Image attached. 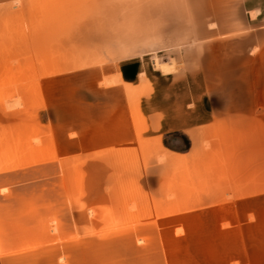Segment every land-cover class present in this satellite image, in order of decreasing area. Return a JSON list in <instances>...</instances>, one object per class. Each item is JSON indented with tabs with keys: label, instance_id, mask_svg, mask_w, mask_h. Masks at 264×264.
I'll return each instance as SVG.
<instances>
[{
	"label": "rangeland",
	"instance_id": "obj_1",
	"mask_svg": "<svg viewBox=\"0 0 264 264\" xmlns=\"http://www.w3.org/2000/svg\"><path fill=\"white\" fill-rule=\"evenodd\" d=\"M244 2L0 0L2 249L17 230L60 264H264V58ZM140 55L209 97L218 132L190 153L167 154L120 85Z\"/></svg>",
	"mask_w": 264,
	"mask_h": 264
},
{
	"label": "crops",
	"instance_id": "obj_2",
	"mask_svg": "<svg viewBox=\"0 0 264 264\" xmlns=\"http://www.w3.org/2000/svg\"><path fill=\"white\" fill-rule=\"evenodd\" d=\"M239 8L240 6H238ZM243 8L248 24L253 27L249 42L256 44L258 53L254 54V58H264V0H245ZM233 39L235 41L237 37H233ZM144 55L122 59L116 66L115 75L122 87L136 88L139 106L147 120V127L156 132V138L162 149L167 154L184 155L190 153L205 138H208L211 132L212 134L218 132L210 130V125L216 117L210 99L206 96V92L200 93L199 97L196 98L189 94L182 96L176 90L187 86L186 80H188L189 72L176 76L175 72L168 71L166 66H163L165 71L156 68L154 57L146 59ZM199 73L203 75L204 72L199 70L196 73L191 72L193 75ZM203 82L205 86L202 90H208L204 77ZM174 83L176 90L172 86ZM172 132H181L189 139V150H176L170 148L168 143L169 147L165 145L164 141H167ZM5 232L2 233L4 237ZM22 232H25L21 234L24 236L32 235L30 233L32 230ZM45 232V235L49 234L48 230ZM38 234L43 235V233ZM17 236V230L8 231L7 239L4 240L9 242V250L2 249L0 245L1 264H60L57 262L58 254L56 252L19 250L16 242ZM40 246L48 247L45 244Z\"/></svg>",
	"mask_w": 264,
	"mask_h": 264
},
{
	"label": "trees",
	"instance_id": "obj_3",
	"mask_svg": "<svg viewBox=\"0 0 264 264\" xmlns=\"http://www.w3.org/2000/svg\"><path fill=\"white\" fill-rule=\"evenodd\" d=\"M185 137H186V136H185ZM186 139H187L188 145H187V147H186V149H185L184 151L189 150V147H190V141H189V139H188L187 137H186ZM164 143H165L166 146H168V145H167V141H164ZM168 147H169V146H168ZM170 148L174 149L173 147H170ZM0 264H1V262H0Z\"/></svg>",
	"mask_w": 264,
	"mask_h": 264
},
{
	"label": "bare ground",
	"instance_id": "obj_4",
	"mask_svg": "<svg viewBox=\"0 0 264 264\" xmlns=\"http://www.w3.org/2000/svg\"><path fill=\"white\" fill-rule=\"evenodd\" d=\"M171 63H172V61H171ZM169 66H170V65H168V67H169ZM168 67L166 66V68L169 70V68H171V67H169V68H168Z\"/></svg>",
	"mask_w": 264,
	"mask_h": 264
}]
</instances>
